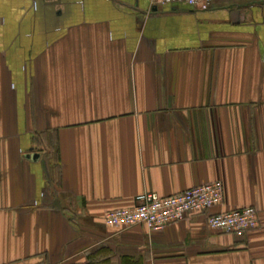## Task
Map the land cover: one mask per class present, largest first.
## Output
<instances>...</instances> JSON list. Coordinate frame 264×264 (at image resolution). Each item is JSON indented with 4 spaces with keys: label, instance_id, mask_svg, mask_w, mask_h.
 Masks as SVG:
<instances>
[{
    "label": "crops",
    "instance_id": "crops-1",
    "mask_svg": "<svg viewBox=\"0 0 264 264\" xmlns=\"http://www.w3.org/2000/svg\"><path fill=\"white\" fill-rule=\"evenodd\" d=\"M214 181L259 229L104 225ZM39 261L264 264V0H0V264Z\"/></svg>",
    "mask_w": 264,
    "mask_h": 264
},
{
    "label": "built area",
    "instance_id": "built-area-1",
    "mask_svg": "<svg viewBox=\"0 0 264 264\" xmlns=\"http://www.w3.org/2000/svg\"><path fill=\"white\" fill-rule=\"evenodd\" d=\"M156 6L184 4L192 8L206 9L214 0H153ZM225 203V187L222 181H214L194 187L184 193L161 197L154 193L141 194L130 208L116 209L104 215V225L109 229L128 230L144 226L149 231L163 230L183 221L191 215H208V227L216 232L245 237L260 228L259 211L246 207L216 214L210 212ZM17 264H47L21 262Z\"/></svg>",
    "mask_w": 264,
    "mask_h": 264
},
{
    "label": "water",
    "instance_id": "water-1",
    "mask_svg": "<svg viewBox=\"0 0 264 264\" xmlns=\"http://www.w3.org/2000/svg\"><path fill=\"white\" fill-rule=\"evenodd\" d=\"M27 159L32 160L33 162L37 161L39 159L38 155H31L28 156Z\"/></svg>",
    "mask_w": 264,
    "mask_h": 264
}]
</instances>
